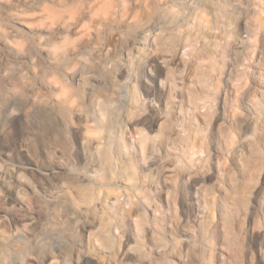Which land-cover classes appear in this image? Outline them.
Returning <instances> with one entry per match:
<instances>
[{
	"label": "clouds",
	"instance_id": "clouds-1",
	"mask_svg": "<svg viewBox=\"0 0 264 264\" xmlns=\"http://www.w3.org/2000/svg\"><path fill=\"white\" fill-rule=\"evenodd\" d=\"M0 264H264V0H0Z\"/></svg>",
	"mask_w": 264,
	"mask_h": 264
}]
</instances>
